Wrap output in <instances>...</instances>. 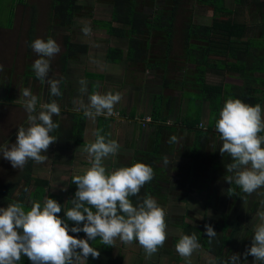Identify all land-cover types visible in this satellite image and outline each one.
<instances>
[{"label":"clouds","instance_id":"9594fccd","mask_svg":"<svg viewBox=\"0 0 264 264\" xmlns=\"http://www.w3.org/2000/svg\"><path fill=\"white\" fill-rule=\"evenodd\" d=\"M82 31L91 35L88 25ZM31 47L40 57L32 65L36 78L49 86L51 96H60L61 81L49 75L50 60L60 52V46L52 38H37ZM79 83L80 93H87L88 82L81 79ZM21 95L28 114V127L18 128L15 143L0 145V155L14 169H23L29 160L37 164L47 161L44 153L57 142L52 133L59 128L53 117L61 114L55 100L40 104L37 112L38 97L30 88L22 89ZM121 99L119 92H93L88 96L89 103L85 105L81 100L80 106L86 117H107L113 114ZM215 128L222 141L221 155L227 153L233 161L225 166L227 172L233 173L226 181L234 182L246 194L264 187V135H261L264 133V109L261 105L229 98L219 113ZM95 136L94 142L84 149L91 166L72 180L77 190L71 199L72 207L64 211L65 219L59 215L62 205L50 197H45L43 205L33 202L27 211L19 202L0 207V264H18L22 256L31 264H83L89 256L100 257L99 250L89 243L97 237L107 246H114L117 239L125 244L135 240L148 256L164 245L168 238L165 210L151 196H145L135 205L130 199L139 198L143 186L152 181L153 168L136 162L109 172L104 160L116 156L120 145L102 135L101 130H97ZM176 140V136L170 137V143ZM164 162L168 163L167 158ZM258 215L262 223L255 227L251 247L243 256L246 260L251 255L254 264L257 261L264 264V212ZM68 221L75 226L70 227ZM205 230L210 239L217 234L211 225H205ZM80 232L87 238L70 234ZM200 246L196 233L182 235L176 251L188 260ZM223 264H240V254H232Z\"/></svg>","mask_w":264,"mask_h":264},{"label":"trees","instance_id":"16d2710c","mask_svg":"<svg viewBox=\"0 0 264 264\" xmlns=\"http://www.w3.org/2000/svg\"><path fill=\"white\" fill-rule=\"evenodd\" d=\"M159 0H110V13L108 20H94L93 23L97 28L103 30L109 37L120 40L123 43L122 48L108 47L104 54V60L108 64H118L121 61L130 62L135 65L141 64L147 68L156 67L157 62L154 59L147 57L149 49L155 46L154 42L162 45L164 51V62H169L170 54L172 52V39L174 33L175 17L178 9L179 0H163L164 5H157ZM256 2L258 9L264 10V2ZM7 22L5 25H0L1 29H11L13 26L14 7L15 5H21L27 7L26 0H7ZM166 3H169V7H166ZM248 0H234L235 9L228 8L224 0H198L200 6L208 8L211 13L210 25H194L188 22L183 30V45L182 52L185 58V63L193 64L195 72L183 80V86H196L200 95L198 100H204L207 103L209 111V120L216 121L219 117V113L222 110L225 102L229 99H240L242 102L262 106L264 102V88L262 83L253 84L252 80L254 74H260L264 76V56L260 58V55L256 53V49H264V18L261 22L262 36L261 40L249 38L246 34L248 24L240 18L242 11L246 10L250 5ZM254 5V4H253ZM145 7L151 11L147 13L144 10ZM1 8V6H0ZM84 7L79 3V0H51L49 5V20L57 28L67 31V34L63 37L64 52L60 57L61 69L66 70V65L69 61L78 59V55H86L89 51V46L86 43H75L71 38L72 27L75 20L81 14ZM30 19V27L28 30V44H30L35 22V11L32 9ZM264 17V16H263ZM255 46V48H254ZM242 47V49H240ZM264 52V50H262ZM264 55V53H262ZM256 61L260 62L256 65ZM226 72L237 73L243 76V86H229L226 90V86L229 84L218 83L209 84L206 82L205 77L207 74L222 77ZM91 74L90 77L93 75ZM189 77L191 78L189 80ZM92 78V77H91ZM192 80V81H191ZM166 86H170L168 80L164 81ZM63 84V83H61ZM226 87V88H225ZM239 90L240 92H236ZM235 91V92H234ZM75 115V116H74ZM78 115H82L78 117ZM150 122L147 125L154 124L157 120L155 115H152ZM84 114H78L74 112L70 114L69 127L66 130H59V141L71 142L75 146H86L87 143L82 141L84 131ZM215 119V120H214ZM102 125V135L108 136V122L109 118L102 117L100 119ZM154 121V122H153ZM191 128H196L191 120H187L185 123ZM146 125V126H147ZM141 126V125H140ZM163 125L157 124V128ZM211 126H208L206 130L197 131V136L193 143L194 148L190 153L195 163H193L186 171L187 175L190 174L188 183H186V192L183 196L178 197L176 202L189 203L192 199L191 194L194 192L193 187H199V192H209V183L203 181L201 178V171H204V167L198 164V162L204 157L207 146V136L210 133ZM154 145L152 151L142 153L141 160L136 159L138 162H143L150 165L154 170V178L149 183H146L141 189L138 197H130L133 204H137L142 201L145 196L155 197L161 204L166 205L167 196L161 194L160 183L164 182V178L159 175L160 169L156 166L158 162V155L160 153V141L158 134L153 138ZM212 159L213 156L211 155ZM228 155L224 159V164H220L214 167V172L219 173L221 169H226V165L232 163V159ZM134 164V163H133ZM132 164V165H133ZM87 165V164H86ZM131 165V166H132ZM217 165V164H216ZM37 163L29 160L23 169L20 170L18 176L11 181L2 183L0 185V207H7L13 202H19L24 205L25 210H29L33 202H39L43 205L45 197L55 199L62 205V211L59 214L62 219H65L64 211L72 207L71 199L74 197L77 187L72 183V180L77 175H70L67 188L64 191L65 194L57 192L50 186V181L45 177H39L36 175ZM88 166H91L90 163ZM84 172L78 175H82ZM208 183V184H207ZM264 189V187H261ZM241 189L233 182L228 183V190L226 192L227 199L236 201L240 197ZM204 194V195H205ZM210 204L211 197L205 195ZM257 204H252L251 211H255ZM264 205V204H263ZM95 211V209H93ZM264 212V206H263ZM189 214V210H186L185 216L181 218L178 228L181 232L178 236L171 239V247L174 250L179 238L182 235H191L196 233L198 242L201 245L200 249L206 256L213 257L216 264H223L226 260L225 247L228 243V236L225 232H221L227 224L229 219L225 217L220 224H216L214 227L217 234L214 238L207 237L206 233L195 226L192 222L186 221ZM187 215V216H186ZM69 226H75L73 222L68 221ZM82 227V224H81ZM227 228V227H226ZM220 231V233L218 232ZM250 232V231H249ZM77 236V238L86 239V234L70 233ZM135 240L132 242L134 243ZM90 246L96 248L100 252L98 259L88 257L87 261L83 264H123V255L118 249L116 253L114 246L104 245L97 237L96 240L90 241ZM164 244H167L165 242ZM166 247V245H165ZM168 248V247H167ZM160 253L170 255L174 252L159 248ZM141 255V250L139 251ZM158 252V251H157ZM159 254V253H158ZM156 253V256H158ZM149 259H153V255L148 256ZM176 264L181 263V256H173ZM18 264H31L26 256H22Z\"/></svg>","mask_w":264,"mask_h":264},{"label":"rangeland","instance_id":"374dc122","mask_svg":"<svg viewBox=\"0 0 264 264\" xmlns=\"http://www.w3.org/2000/svg\"><path fill=\"white\" fill-rule=\"evenodd\" d=\"M50 1L51 0H26L27 7L15 5L12 28H0V65H3V71H0V145L7 144L10 146L12 143H15L18 128L20 126L28 127V114L23 107L24 98L21 95L22 89L30 88L32 93L38 97L37 112L40 110V104L49 103L54 100V96L50 95L49 86L38 80L32 70L34 61L40 58L31 47V44L35 39L41 38L47 40L48 38H52L60 46V52L50 60L51 70L49 75L50 77L60 81L64 78V74L61 72L60 57L64 52L62 41L65 34H67V31L55 27L50 22ZM109 2L110 0H79V3L84 7V9L75 20L71 31V38L75 43L88 44L89 51L86 55H79L77 64L72 63L68 66V69H70V75L68 76H70V78L68 77L67 80L69 79L68 81L73 83V90H77L79 86H81L78 83L81 79H85V77L82 76L84 72H93L91 77L94 80L101 81V78L96 73H103L105 75V79L102 81L103 84H101V87L105 86L104 90L108 92L113 86V74L117 76L118 72H121L122 70V65L113 69V65L104 61L106 48L109 46H116L125 49V47H122V42L108 37L104 31L96 29L95 24L93 23L94 20H105L109 18L111 8ZM156 4L164 5L165 2L163 0H159ZM7 5V0H0V25H5L7 22L8 16L5 12ZM166 5V7H169L170 4L166 3ZM227 7L235 9L231 0H228ZM32 9L35 11L34 32L32 40L30 44H28V30L30 27V14ZM143 11L147 13L151 12L148 7H145ZM241 11L243 13L242 15H245L244 18L246 23L255 25V20L251 23L247 20V18L249 19V15H251L248 14L249 9H241ZM211 16V11L204 6H200L198 4V0H179L174 23L171 54L174 56L182 53L183 30L188 22L194 25H209L211 22ZM252 19L255 18L252 17ZM85 25L91 27V35L83 33L82 28ZM152 42L155 44V47L149 49L151 55L157 52H163L162 45H157V43L153 40ZM84 75L87 78H91L88 77L91 74ZM137 77L130 78V81H134ZM208 81L212 84H217L220 82L225 83L228 79L225 80V78L222 79L220 77L208 75ZM137 82L138 80H135L133 83L136 84ZM226 87L225 88L227 90L229 85ZM90 88L92 91L96 90L95 85ZM67 89L68 87L62 84V87H60L61 95L55 99L60 108L65 110H61L60 116L53 117V120L59 119L58 121L61 122V128L65 130L68 129L70 122L68 116L70 113L68 109L71 111L78 110V108L81 107L79 106L81 100H83L85 105L89 103L88 97L79 93L78 90V95L75 94L74 91L72 97L70 96L68 100L67 97L69 89ZM74 94L75 97H73ZM80 116L82 115H78V117ZM187 118L193 121L195 125L198 121H203L202 119H204L202 118V113L200 114L199 112L198 106L192 103H188ZM85 119L87 123L86 138L92 140L94 133H96L97 130H101L102 132L103 128L101 123H97V126L95 127L96 124L94 119L89 117H86ZM204 121H206L207 125L209 124L210 126L216 123V121L213 120L209 121V118L204 119ZM141 128L144 129L145 127L141 126ZM58 133L59 132H55L54 134ZM261 135H264V133H261ZM135 137H138V135ZM65 142L66 141H57L52 144L47 153H44L48 156L47 161L36 166V175L42 178L46 177L50 181V186L57 192H61L63 194H65V190L62 189L67 188V178L70 175L81 174L88 167H90L88 166L89 156L84 149H82L79 154L77 153L78 151L75 146L73 147L71 143ZM70 145L71 147H69ZM139 145L135 142L133 146H129V151H127V153L132 154L133 151L131 147L135 150V146ZM213 147L217 148V154H214V159L217 160L214 167H217L220 165L218 164L219 159L221 162L223 160L224 164V159L228 156V154L224 153L222 156L219 154V149L222 147L220 141H214ZM170 160L171 158L168 159L169 162ZM114 161L113 156L104 160V166L109 172L116 168L127 166L128 164H126V162L129 161V158L122 157L120 162H116V160V163H113ZM213 162V158L212 161H205V159H203L200 160V165L204 166ZM157 167H159L158 164ZM20 170L21 169H14L11 166V163L0 155V185L15 179ZM223 174H225V172H223ZM225 187L226 184L221 182L219 179H215L211 182L210 188L215 191L216 196H210L213 201L212 203L210 202L208 206L206 205V202H209L208 198L205 197L203 192H193L191 194L192 199L189 201V204L169 200L167 206L160 205L167 214V236L169 235L170 237V235H179L181 229L177 227L181 221L180 217L185 214L186 210H189L188 216L186 215V221L192 222L195 226L201 228L204 233H206L205 225H211L214 228L216 224H220L222 220L227 217L229 219V224L221 229V232H225L226 236H228V250L225 251L226 260L224 261H227L232 254H240V264H254V258L251 255L247 256V259L245 260L243 254L246 249L251 247L255 227L262 223L258 215L262 212V206H258L253 212L251 211V208L252 204L255 202H264V191L261 188L257 189L252 194H246L242 191L238 200L230 201L225 196ZM173 206H175V208H171ZM214 231H217V229L214 228ZM218 232L220 233L219 230ZM170 242L171 241L168 240L166 247H163V249L167 250V247H171ZM117 247H121V245L118 244ZM197 252H199V249L194 251L188 260L181 257L182 262L179 264H216L214 260H212L213 257L212 259L208 258L203 253H201L202 255L198 254V256ZM144 257L141 255V258ZM175 261L173 259V262ZM151 264L156 263L152 262L151 259ZM255 264H260V262L257 261Z\"/></svg>","mask_w":264,"mask_h":264},{"label":"crops","instance_id":"0c3cea01","mask_svg":"<svg viewBox=\"0 0 264 264\" xmlns=\"http://www.w3.org/2000/svg\"><path fill=\"white\" fill-rule=\"evenodd\" d=\"M231 1L234 4V0H231ZM248 1L252 3H250L249 4L250 6L247 8L249 9L248 14H251L249 15V19L247 18V20L248 22L250 21V23L254 22L255 20L256 23L255 25L248 24L249 29L247 30L246 34L249 38L261 40V36L263 33L261 29V22L263 21V18H264L263 17L264 10L258 9L256 7L257 5L255 1L253 0H248ZM256 1L264 2V0H256ZM224 3L226 6H228V0H224ZM244 17L245 15L240 16V18H242L243 21H245ZM252 17H254L255 19H252ZM108 19H105V20H108ZM96 29L100 30L97 27ZM110 38H113V37H110ZM151 43L153 42L151 41ZM109 47L121 48V47H116V46H109ZM153 47L155 46H152L151 48ZM240 49H242V47H240ZM262 50L264 49L262 48ZM262 50L256 49V53L260 55V58H263L264 56L262 54L264 53ZM147 57L150 59H154L160 63L157 64L156 67H152V68H147L146 66L141 65V64L135 65L133 63L125 62V61H121L118 64H113V69L118 68L119 66L122 65L121 66L122 70L121 72H118L117 76L113 74V86L108 92H113V93L119 92L122 96V99L120 100L118 104L115 105L114 112L111 116H107V117L98 116L94 119L95 124H96L95 127L97 126V123L100 124L101 122L100 119L102 117L109 118V122H108L109 139L116 140L118 144L120 145V149L117 155L113 157V160L115 161L117 160L116 162H120L122 157L129 158V161L126 162V164H128L127 166H131L133 163L138 162L136 159L141 160L142 153H145L147 151L148 152L152 151V148L154 145L153 138L155 137L156 134H158L161 147H160V153L158 155L159 159H158L157 164L159 166L158 169H160L159 175H162L161 177L164 178V182L160 183V186L162 188L161 194L163 195L166 194L165 196L168 197L167 198L168 203H169V200L176 202L177 201L176 199L178 197L183 196L186 192L185 185L186 183H188L189 178H190V174L187 175L188 174L187 169L193 163H195L194 160H192L193 158L191 157L190 153H192L191 152L192 149H195L193 143L197 136V131L198 129L206 130L208 126H210L209 124L207 125L206 121H204V119L209 118V111H208V106H207L206 101L198 100L199 99L198 96L200 95V93L196 86H189V85L183 86V80H185L186 78H188L189 75L195 72L193 64L185 63L183 52L181 54H177L174 56L170 54L169 56L170 59H169V62L167 63L164 62V51L157 52L152 55L149 52ZM78 59H79V55H78ZM78 59L69 61L66 65L65 71H62L61 69V72L64 74L63 76L64 78L62 79L61 83H63L64 86L66 85V87H68L69 89L68 97H67L68 100L70 96L72 97V94L74 91H75V94H77L78 92L80 93L79 89L81 86H79V88L77 89L78 90L77 92V90H73L72 88L73 83L69 82L68 81L69 79L67 80L68 77L70 78V76H68L70 75V69H68L69 64H72V63L77 64ZM258 63L260 62L256 61V65ZM84 74H89V72H84L82 74V76H84L85 79L88 80L87 81L88 82V92L82 95H85L86 97H88L93 92H99L101 94L107 93L106 90H104L105 86L101 87V84H103L102 81L105 79V75L103 73H96L101 78V81L94 80L92 78H87ZM208 75H212V74H207L205 77V80L207 83L212 84L211 82L208 81ZM132 77H137L135 79V80H138L136 84L133 83L135 80L130 81V78ZM172 77H175V78H172ZM220 78L222 79L225 78V80L228 79V81L225 82V84H229V86H238V87L241 86L242 87L244 85L243 76L237 73L226 72ZM190 79L191 78L189 77V80ZM165 80H168L170 82V86H166L167 84H165L164 82ZM252 80H254V82H252L253 84L258 82L264 85L263 75L254 74ZM78 84L80 85V83ZM93 85L96 86L95 91H92L90 88ZM60 87H62V84H60ZM236 92L239 93L240 91L237 90ZM75 94L73 95V97H75ZM55 99L56 97H54V100ZM188 103L197 105L199 108L200 114L202 113V118H204L202 119L203 121H198L196 125L192 121V123L194 124L195 127H197V129L191 128L190 126H187L185 124L186 121L189 120L187 118ZM262 105L264 106V102ZM263 106L261 107L264 109ZM61 110L64 111L65 109H61ZM68 111L70 114H73L74 112H77L78 114L83 113V109L81 107L78 108V110L71 111L68 109ZM206 112H207V115H206ZM70 114H68L69 119H70ZM152 115H155L157 118L155 122L153 121L154 124L156 125L150 124V125H147L144 129H142L140 126L141 119H143L144 117H151ZM84 118H86L85 115H84ZM58 120L59 119H55L54 122L59 124V128L52 133V135H55L56 137L59 134H54V133L58 132L60 129L62 130L61 124H60L61 122ZM209 121H211V119ZM84 122L85 123H84L82 141L84 143L89 144L91 142H94L96 136L94 133L92 140H89L88 138H86L87 136L86 119H84ZM133 124L134 126L132 127ZM157 124L163 125L161 126L163 128H157ZM136 135H138V137H135ZM172 136H176L177 140L176 142L170 143V137ZM59 140L60 139L57 137V141ZM207 141L208 142H207V146L205 150V155L201 160L205 159V161H212V159L210 158V156L212 155L214 162L203 166L204 171L200 172L202 175L201 178L203 181H207L208 183H209V179H210V182H212L215 179H219L221 182L226 184L225 190L227 192L228 182L226 181V179L228 176H232V173L227 172L226 169L219 168L220 172L217 174L213 170L214 164L215 162H217V160L214 159V154L215 153L217 154V148L213 147L214 141H220V143L222 144L220 135L215 128V123L211 126L210 133L207 136ZM135 142H137V145H139L140 143V145L135 146V150H133V147H131L133 151L132 154L127 153V151H129L128 150L129 146H133ZM71 144L73 147L75 146L73 143ZM208 146H209V149H208ZM69 147H71V145ZM75 148L78 151L77 153L80 154L81 150L85 149V146H75ZM219 154L221 155L220 151H219ZM165 158H167V160L171 158L170 162L168 161V163L165 164L164 162ZM115 161L113 163H116ZM198 164H200V161L198 162ZM218 164H223V160L221 162V160L219 159ZM223 172H225V174H223ZM68 179L69 177L67 178V181ZM209 184L211 185V183ZM193 190L194 192H199L200 189L199 187L194 186ZM262 190L264 191V189ZM209 192L210 193L206 192L207 196H211V197L216 196V193L215 191H213V189L210 188ZM226 192H225V196H226ZM241 193H242V190H241ZM203 194H205L204 191H203ZM155 200L161 206L168 205V203L166 205L161 204V202H159L156 198ZM212 201L213 200H211V203ZM257 203L258 202H255L253 203V205ZM258 204L259 205L257 206H262L263 208L264 202L263 203L261 202ZM262 212H263V209H262ZM167 237H169V235ZM173 237H176V235H173V236L170 235V237L167 238L166 242L168 240L171 241ZM118 244L121 245V247H119V250L121 251L123 255V264H151V259H149L145 255L146 254L145 250L139 245L137 241L131 244H125L121 242L119 239H117L115 242L116 253H118V250H117ZM165 245L167 244H164L161 248L165 247ZM170 245H172L171 242H170ZM140 250H141V255L142 256L145 255L144 258H141V255L139 254ZM168 250L174 252L175 257L176 256L179 257V255L177 254L176 248L173 250L172 247H168ZM226 250H228V244L225 247V251ZM160 252L161 251L159 250L158 252H156L157 254L159 253L158 256H156V253L153 254L152 262H155L156 264L158 263L159 264H176V262H173V259H174L173 253L170 255H166ZM199 252H197V255L198 254L202 255L201 254L202 250L200 248H199ZM206 257L211 258L210 256H206Z\"/></svg>","mask_w":264,"mask_h":264},{"label":"built area","instance_id":"2783aa9c","mask_svg":"<svg viewBox=\"0 0 264 264\" xmlns=\"http://www.w3.org/2000/svg\"><path fill=\"white\" fill-rule=\"evenodd\" d=\"M150 122V118L149 117H144L143 119H141L140 121V125L142 127H146V125Z\"/></svg>","mask_w":264,"mask_h":264},{"label":"flooded vegetation","instance_id":"af4514ba","mask_svg":"<svg viewBox=\"0 0 264 264\" xmlns=\"http://www.w3.org/2000/svg\"><path fill=\"white\" fill-rule=\"evenodd\" d=\"M4 86H5V85H4ZM173 202H174V201H173ZM171 208H175V206H173V207H171ZM185 213H186V212H185ZM183 216H185V214H184ZM183 216H181L180 219H181ZM186 219H187V218H186ZM144 256H145V255H144ZM144 256H143V257H144ZM146 256L148 257V255H146Z\"/></svg>","mask_w":264,"mask_h":264}]
</instances>
